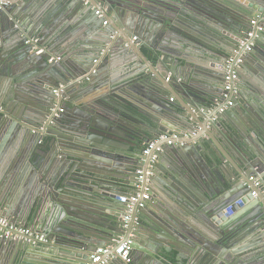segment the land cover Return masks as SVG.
<instances>
[{"label": "water", "instance_id": "1", "mask_svg": "<svg viewBox=\"0 0 264 264\" xmlns=\"http://www.w3.org/2000/svg\"><path fill=\"white\" fill-rule=\"evenodd\" d=\"M26 2L4 0L0 5V93L9 90L0 100V148L10 141L12 150L0 154V212L13 219L21 214L23 224L31 219L36 233L47 241L0 237V254L6 249L15 257L21 254L17 264H86L113 238L125 241L136 235L131 251L142 245L149 257L141 264H170L174 253L176 264L188 259L184 253L200 264H264L263 256L254 258L242 248L232 251L237 239L264 228V142L251 133L248 138L259 152L240 146L231 137L234 122L224 121L247 95L241 91L232 98V90H225L229 59L234 60L230 72L236 71L237 79L244 75L237 61L252 63L264 79V44H257L258 35L251 52L244 51L249 21L255 15L264 18V0H88L77 10L69 4L65 10L47 11L42 21L29 25L28 34L19 32L22 22L14 21L17 12L23 16L25 9L20 8ZM221 32L238 41L223 51L211 48L208 39ZM34 34L37 43L26 44V37ZM47 43L56 62L48 63L51 57L42 49ZM137 46L152 61L148 63ZM118 59L127 64L120 75L113 66ZM9 79L16 85L7 86ZM236 84L233 81L231 89ZM68 85L73 92H67ZM123 89L125 97L116 94ZM252 92L264 113V95ZM73 94L78 100L70 98ZM138 96L157 105L158 116L144 111ZM166 122L181 128L180 133ZM188 130H197L190 133L195 136L192 145L174 144L140 156L153 138L183 137ZM214 135L221 136L219 141L234 159L228 161L233 171L224 165ZM203 150L223 172L219 187L211 188L192 168ZM153 156V177L144 183L149 199L143 207L136 203L124 230V215L108 220L99 207L102 192L118 183L121 164H133L125 168L133 187L136 161H145L146 172ZM115 194L119 199V192ZM160 194L173 201L178 212L161 202ZM239 209L247 212L244 223L236 220ZM112 255L110 264L137 261L130 257L125 263Z\"/></svg>", "mask_w": 264, "mask_h": 264}, {"label": "crops", "instance_id": "2", "mask_svg": "<svg viewBox=\"0 0 264 264\" xmlns=\"http://www.w3.org/2000/svg\"><path fill=\"white\" fill-rule=\"evenodd\" d=\"M3 2H4V0H0V5H2ZM69 4H72L74 7H76V10H77L81 6L82 2L80 0H35L34 2H33V0H27V2L25 3V6L20 8L21 12L25 9L23 16H20V14L17 12L16 17L14 18V21H17L16 25H18L19 22H22V24H21V26L23 25L22 31H19V32H24L26 29L30 28L29 25H32V26H33V24L35 25V23H34L35 20H36V23L39 22V20L42 21L43 20L42 15L43 14L46 15L47 11H49L55 7H61V10H63V9L65 10V6L66 5L69 6ZM98 7L101 9L102 8L101 4H99ZM67 13L70 14L68 12V10H67ZM256 17H258L260 19L263 18V17L258 16V15H255L253 18H256ZM25 32L28 34L27 31H25ZM0 34H1V32H0ZM0 37H1V35H0ZM61 37H62V35H61ZM210 38L211 39H208V41H207L208 44L211 46V48H214L215 50H218V51H223L224 50L223 48H225L226 46L230 47V45H234L238 41L234 36L230 35L229 32H221V34H213L212 36H210ZM256 38L259 39L257 44H259V46L261 47V44H264V42H263L264 33L259 34ZM1 39H2V37L0 38V40ZM38 39L39 38H38L37 34H34L31 38L26 37V40H28L26 44L33 46L31 41L32 40H38ZM47 40H48V38L45 41H47ZM253 44L256 45L255 43H253ZM262 47L264 48V45ZM47 48H48V43H47V46L46 45L42 46L43 51H45L46 53H48ZM136 48L138 50H140L145 55L146 59L148 60V63L150 61H152L150 59L149 54L143 48L138 47V46ZM42 49H40V50H42ZM262 51H263V49H262ZM48 55H50V57H51L49 59L48 63H53V62L57 61V59H55V57H54L55 56L54 54L48 53ZM59 56L61 57L62 60H64L65 56H64L63 52H60ZM192 56H194L193 57L194 60H195V58H197V56L195 54H192ZM246 56H248V55L246 54ZM212 58L215 59L213 56H212ZM122 61H123V59H121V60L118 59V60H115L113 63L114 64L113 66H115L114 71L116 72L117 75H120V73H122L127 67L126 66L127 64H125ZM180 64H181V62H180ZM250 64H252V63H250ZM250 64L246 65L245 62H242L241 64L238 65L239 66V73L244 74V75L239 74L240 76H239V79H237V84H236L237 87L235 89V91H236L235 95L240 94L241 91H245L247 93V95H245V98L241 100L242 101L241 104L240 103L237 104V107L235 108V112L233 113V115H231V119H227V117H225L224 121L226 122L228 120V122L229 121L231 122V120H232V122H234L231 125L229 124L230 128L231 127L234 128V131H233L234 136H231L234 139V141H236L240 146L245 147V148L248 147L252 152L258 153L259 151H258V148L256 146V143L253 141V138H251V140H250L248 138V136H250L251 133H254L255 135H257V137H259V139L261 141L264 142V113H262L263 108L261 105V101L259 100L260 101L259 102L257 100L258 96L254 92H252L254 89L257 92H260L261 94L264 95V79H262V77H260L255 72V68ZM145 73L147 75H150V72L148 69H145ZM19 75H21V74H19ZM80 83L86 84L85 81H81ZM13 85H16V82L14 80L9 79V81L7 82V86H13ZM84 86H86V85H84ZM74 89L75 88L72 85H68L66 87L67 92H73ZM101 91L104 92L105 90L104 91L101 90ZM13 92H14V90H13ZM7 93H9V90L1 89V93H0L1 102L4 100V98L2 97L1 94L5 95ZM116 94H119L120 96L125 97L126 96L125 89H123V91H121V92H116ZM70 98H73L74 100H78L77 96H75L74 94L71 95ZM137 99H139L137 103L139 104V106L142 107V109L144 111L158 116L157 115L158 113L156 112L157 111V105L152 104V102L150 103L149 101L144 100L139 96L137 97ZM175 108H177V107H175ZM213 109L214 108H212L210 111L213 112L214 111ZM166 123H169V125H170L169 127H171L173 129V131L180 133L181 128L176 127L171 122H166ZM193 132H197V130H188V131H186L185 135H190V133H193ZM194 137L189 138L187 140V143L184 144V146L189 145L190 144L189 141L193 140ZM213 137L215 138V143L217 144L216 146L221 150V152H220L218 149H216L220 153V156L223 159L224 165H227L233 171L234 169H232V167L229 165L228 161L232 162V160H234V159L225 150V148H223V146H222L223 144L219 141L221 139V136H215L214 135ZM49 138L50 137L48 136V139ZM203 139L208 140L207 137H203ZM10 144H11V142L7 141V143L5 145H2V147L0 148L1 156H4V155L7 156V154H9V152L12 151L9 148ZM192 144L193 143H191L190 145H192ZM164 149H167V148H164ZM223 154L225 156H223ZM198 157L199 158L195 159V161L193 162V165H192V168H193L195 174H196V172H198V174L201 175V177L204 178L208 184H211V185H209V186H211V188L219 187L220 179H224L223 172L219 171L218 165H215L210 160L208 161V158L206 157V151L203 150L201 153L198 154ZM200 158L203 161H201V162L198 161ZM136 163H137L136 164V167H137L136 171H138L140 169L143 170V168L145 167V165H144L145 162H143V159L138 158ZM218 163L220 164L221 162L219 161ZM121 165H122L121 168H118V170H120V172H121V175L118 176V178H119L118 183L113 182L114 183L113 186L107 187L110 190L102 192L103 193V196L101 198L102 202H101V205L99 207L101 208L102 212L104 213V215L107 217L108 220H118L119 218H121V216L124 215V212H125L126 204L121 202L119 199L114 198V196H116L115 191H118L119 196L126 198V200H128L127 198L129 197L127 195H131V193L133 191V187H131V179L132 178H131V176L128 175L129 173L125 172V168L130 169L131 167H133V164L128 163V164H121ZM123 167H124V169H123ZM162 176H160V182L163 184L164 182L162 180ZM180 176H182V174H180ZM151 177H153V174ZM197 179H198V177H197ZM188 183L191 184L190 181H188ZM263 187H264V183H263ZM159 198H160L161 202H163L164 204L168 205L170 208H172L173 210L176 211V208L173 205V201H171L166 195L160 194ZM155 205H159V204L157 202H155ZM48 212H49V210H48ZM176 212H178V211H176ZM48 216H49V213L46 216H44L45 219H48L49 218ZM235 217H236V220H239L240 223H244V221H246V218H247V212L242 210V209H239L238 212L236 213ZM0 218L6 219L7 221H9L12 224L17 225L21 228L30 229L32 231V233L34 234V236H39V238L43 237L42 234L39 235L36 233L35 228H34V223L31 221V219H29L27 223L23 224L22 220H20L21 214L19 217H16L13 219V218H7L6 216H4L2 214V212H0ZM136 221L139 222L141 220H140V218H138ZM129 237H131V239H133V241H135V239H137L136 235H130ZM113 239L116 240L117 238H113ZM44 240H45V238H44ZM45 241H47V240H45ZM236 241H238V242L235 243V247L232 249V251H237V250L242 248V249L248 251L250 253V255L254 258H259L260 256H263V258H264V228L263 227L256 232H253L250 234L247 233V235L245 237L242 236V238H239ZM37 242H41V241H37ZM42 243H45V242L42 241ZM44 248L46 249V247H44ZM138 249L139 250H137L136 252L131 251V253H130V257H132L133 260L134 259L137 260L136 263H134V264L143 263L144 258L147 257L146 254L144 252H142V251H146L142 245H138ZM173 255L174 256L172 257V259L169 260L170 264H176L177 263V261L175 260L176 253H174ZM20 256H21V254H18L15 257V254H14L13 250H11V249L3 250L0 254V264H17L20 261ZM44 256L51 257L50 255H46V254H44ZM225 256H228V255H223L222 257H225ZM184 257H186L188 259L187 260L181 259L179 261V264H200L199 263L200 261L197 260L194 262L193 258H191L192 256H189L188 254L184 253ZM147 258H149V257H147ZM14 259H15V261H14ZM28 259L30 262L35 261L34 258H28ZM36 261H40V260H36ZM61 263L68 264L67 261H61ZM29 264H31V263H29ZM108 264H110V261ZM201 264H203V263H201Z\"/></svg>", "mask_w": 264, "mask_h": 264}, {"label": "built area", "instance_id": "3", "mask_svg": "<svg viewBox=\"0 0 264 264\" xmlns=\"http://www.w3.org/2000/svg\"><path fill=\"white\" fill-rule=\"evenodd\" d=\"M83 3H88V0H80ZM95 14L98 17H101L100 10L95 11ZM103 25H106V22H103ZM250 30L245 35V42L249 43L245 46L244 51L246 53L251 52L253 47V38L256 35H259L261 33H264V18L260 19L258 17L253 18L249 22ZM32 44H36L37 40H32ZM41 50L38 51L40 53ZM233 59H229L226 65V78H225V90L230 91L232 90V96L236 94V91L232 88V82L237 80V72L232 71L230 72V69L232 67ZM240 61L236 62V68L238 69ZM238 63V64H237ZM230 93V94H231ZM232 103L228 102L227 107H231ZM226 107V108H227ZM61 112V110H59ZM193 135H184L183 137H179L175 134H161L151 141H149L145 148L142 150L141 156L142 158L149 157L151 154L160 153L163 151L164 148L172 147L174 144L178 146H184V144L187 143V140L189 138H193ZM155 156H153L148 162L147 166L144 172V170L140 169L136 171V179L133 185V191L131 193V196L127 199V204L125 206V212L124 217L122 219V228L125 230L128 227V223L131 219L132 211L138 201H140V207H143V203L149 199V196L147 194V190L144 187L145 180L152 176L153 174V168L155 164ZM143 162H145L143 160ZM255 196V194H252ZM119 200H126V198L120 197ZM138 223L137 221L135 222ZM0 237L6 240H12V241H26L27 239L34 238V240L37 241H44V238L39 236H34L32 231L30 229H24L17 225L12 224L11 222L7 221L6 219L0 218ZM131 245H132V239L131 237L127 240L123 239H116L112 243L107 244L106 246L102 248H97L93 255L90 257L89 262L86 264H108L111 259L114 258L112 255L115 253V256L120 258L123 262L128 263L131 253Z\"/></svg>", "mask_w": 264, "mask_h": 264}, {"label": "rangeland", "instance_id": "4", "mask_svg": "<svg viewBox=\"0 0 264 264\" xmlns=\"http://www.w3.org/2000/svg\"><path fill=\"white\" fill-rule=\"evenodd\" d=\"M82 3H83V2H82ZM83 4H84V5H88V3H86V4H85V3H83ZM34 50H36V49H34ZM212 121H215V119L213 118V119H212Z\"/></svg>", "mask_w": 264, "mask_h": 264}, {"label": "bare ground", "instance_id": "5", "mask_svg": "<svg viewBox=\"0 0 264 264\" xmlns=\"http://www.w3.org/2000/svg\"><path fill=\"white\" fill-rule=\"evenodd\" d=\"M231 95V94H230ZM232 96V95H231ZM234 97H235V95H234ZM232 98H233V96H232ZM45 219V218H44ZM42 242V241H41Z\"/></svg>", "mask_w": 264, "mask_h": 264}, {"label": "trees", "instance_id": "6", "mask_svg": "<svg viewBox=\"0 0 264 264\" xmlns=\"http://www.w3.org/2000/svg\"><path fill=\"white\" fill-rule=\"evenodd\" d=\"M144 148H145V146L143 147V149H144ZM143 149H142V150H143ZM141 153H142V151H141Z\"/></svg>", "mask_w": 264, "mask_h": 264}]
</instances>
